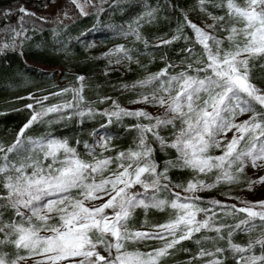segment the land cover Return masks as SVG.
Here are the masks:
<instances>
[{"label":"snow or ice","instance_id":"1","mask_svg":"<svg viewBox=\"0 0 264 264\" xmlns=\"http://www.w3.org/2000/svg\"><path fill=\"white\" fill-rule=\"evenodd\" d=\"M73 3L81 15H88L79 0ZM208 5L225 10V15L211 17L213 23L207 25L210 31L185 15L172 40L162 41L170 44L182 36L188 39L183 34L186 26L193 30L203 56L175 75L164 68L139 81L141 87L152 85L153 90L151 95H141L132 103L159 106L164 109L163 116L154 117L143 109H124L111 97L100 101L112 100V108L99 113L107 118V125L124 117L154 121L133 126L138 132L135 148L118 152L115 157L96 156V146L108 151L113 139L106 132V124L101 125L105 131H96V144L85 145L91 161L81 159L67 141L25 137L28 128L50 113L73 109L80 117L96 114L91 107H80L84 103L83 76L77 77L79 88L62 90L71 91L75 103L69 101L34 112L12 144L0 143V209L14 210L18 217L6 222L0 212V247L12 246L16 250L11 258L7 253L0 254V264H21L33 257H39L33 264H161L170 250L202 232L204 235L195 240L197 245L226 241L227 247L215 246L214 251L201 247L189 264L203 257H210L205 264H225V252L231 253L235 264H264V201H242L245 206L237 207L213 200L209 202L211 207H201L202 198L197 195L221 182H238L239 174L249 164L264 167V90L250 78V61L264 58V0H198L200 11L207 13ZM20 12L32 15L24 8ZM146 16L151 19L153 13L149 11ZM140 27L137 20L136 28L129 32L137 40L142 38ZM217 32L226 35L221 39ZM21 35L15 32L13 44L0 47H15V39ZM225 40L228 47H224ZM187 51L191 54L193 49ZM116 52L132 59L124 46ZM26 107L31 109L33 105ZM246 113L251 114L247 120L235 122ZM168 126L174 137L170 142L160 135V129ZM233 130L231 140L222 144L220 138ZM152 143L158 144L160 151L176 152L175 159L166 161L162 170H158ZM213 148L222 149V154L210 155ZM172 168L190 169L195 174L186 186H174L183 189L187 194L183 197L169 186L168 172ZM214 170L213 183L196 178ZM257 182L264 183V177L253 183ZM162 191L170 192L174 198H158ZM98 200L101 203L96 204ZM166 207L175 210L174 218L168 222L154 225L152 231L129 229L135 209ZM216 208L223 217L245 216L235 224H227ZM257 229V237L250 238L246 245L233 242L235 233ZM147 240L164 243L150 252L127 250L129 242ZM20 250H26L28 255H21Z\"/></svg>","mask_w":264,"mask_h":264},{"label":"trees","instance_id":"2","mask_svg":"<svg viewBox=\"0 0 264 264\" xmlns=\"http://www.w3.org/2000/svg\"><path fill=\"white\" fill-rule=\"evenodd\" d=\"M119 1L91 0L89 3L88 0H79L84 11L88 13L81 15L73 0H65L61 1L57 16L56 13L47 16L43 15V12L51 7L53 0H0L2 3L8 2L7 7L0 11V46L5 43L12 45L15 32L19 30L22 33L16 38L19 40L15 39V47H0V143L5 146L12 144L34 112L69 101L75 103L73 93L62 90L79 88L77 77L83 76L84 103L80 107H91L96 110V114L80 117L74 114L73 109H66L63 113H50L43 121L28 128L24 135L34 140L55 138L67 141L69 147L75 148L77 153L84 157L88 151L85 145H94L96 131H105L101 129V125H107V118L99 113L111 109L112 100L127 109L134 104L132 101L138 100L148 89V86L141 87L139 81L164 68H168L171 75L186 70L187 65L191 63L187 51L189 48L196 51L198 57L203 56L202 46L195 43L191 28H183V34L188 39L182 36L170 44H155L153 36L163 41L172 40L185 15L197 24L206 22L211 14L225 15L224 9L215 10L211 5L207 6V13H195L198 0H133L123 6H117ZM21 8L32 15L20 12ZM119 9H122L121 12ZM149 11L153 13L151 19L146 16ZM137 20L143 24L146 20L150 21L143 26V32L140 34L142 38L139 40L135 35L129 34ZM216 35L222 38L226 33L217 32ZM114 46L127 47L129 52L138 56L139 61L125 70L109 67L102 53ZM261 65H264V58L250 61V78L252 83L264 90V67ZM44 97L48 99L44 100ZM105 97H111L112 100H104L101 103ZM28 104H32L33 108H27ZM246 115L249 117L251 114ZM138 123L154 122L144 118L124 117L119 121L114 119L107 125L106 132L113 139L109 150L104 153L115 157L118 152L135 148L138 132L133 126ZM172 131L171 126L161 128L160 135L170 142L174 138ZM149 139L151 140L150 136ZM152 147L155 149L154 159L160 165L158 170L163 169L166 161L176 157L174 149L160 151L156 143H152ZM95 155L100 154L95 152ZM194 175L190 169L172 168L168 172L169 186L173 191H181L182 188L174 186H186ZM212 176L209 174L203 178L206 183H210L213 181ZM160 196L170 198L172 194L162 191ZM209 202L201 199V207H211ZM215 211L220 213L219 208ZM0 212H3L2 219L6 222L18 219L14 210L0 209ZM172 215L174 211L167 207L164 210L138 209L128 223L133 228H139L143 222L150 227L168 222ZM220 215L223 217L222 213ZM244 216L245 214L223 217V222L235 224ZM259 231L257 229L252 233L237 232L233 236V242L246 245L250 238L257 237ZM202 235L203 232L197 233L193 240L182 241L170 250V255L164 257L161 263L189 264L201 247L213 251L215 246L227 247L226 241H220L217 245L210 242L197 245L195 240ZM207 235L214 236L215 233ZM146 243L155 248L162 245L156 241ZM15 251L12 246L0 247V254L7 253L10 258L14 256ZM224 256L227 257L225 264H235L230 252H225ZM208 259L210 257L192 260V264H205Z\"/></svg>","mask_w":264,"mask_h":264},{"label":"rangeland","instance_id":"3","mask_svg":"<svg viewBox=\"0 0 264 264\" xmlns=\"http://www.w3.org/2000/svg\"><path fill=\"white\" fill-rule=\"evenodd\" d=\"M61 1H65V0H53V3L51 4V7L47 8L45 12H43V15H52L54 13H56V16L58 14V9L60 8V4L62 3ZM133 0H120L117 3V6H123L124 4L131 2ZM8 2H0V11L4 10L7 7ZM215 10L218 8H214ZM86 10V9H85ZM122 9H119V11L121 12ZM86 12V11H85ZM195 13H202V11H200L199 6L197 5L195 7ZM55 16V17H56ZM212 16H214L213 14L210 15V17L207 19L206 22L202 23V24H197L195 23L197 26H199L202 29H205L206 31H210L207 28L208 24H212L213 20H212ZM150 23L149 20H146L145 24ZM141 27L139 28V32L140 34L143 32V26L145 24L140 23ZM136 28V22L134 23V26L132 29ZM16 32H19V30H17ZM193 32V30H192ZM194 34V32H193ZM195 36V34H194ZM20 37V36H19ZM16 37V38H19ZM153 42L159 43L162 42L163 40H161L160 38H157L155 36ZM225 37V36H224ZM224 37H222L221 39H223ZM19 40V39H16ZM198 44V43H197ZM201 46V45H200ZM120 46H114L113 48L105 51L102 53L103 58H105V61L107 63V65L109 67L114 66L117 69L120 70H125L127 69L131 64L137 63L139 61L138 56L132 54L131 52H129L127 47H124L125 49L128 50V55H130L132 57L131 60L124 58V53H119L116 52V49L119 48ZM224 47H228V42L225 40V44ZM189 54V52H188ZM190 58H191V63L198 57L196 55V51H193L191 54H189ZM153 90V86L149 85L148 89L146 91V93H144L143 95H151ZM140 99V98H139ZM128 110H137V109H143L144 111H147L148 113H150L152 116H163L164 113V109L160 108L159 106L153 105V104H144V103H134L131 107L127 108ZM249 117L246 114H243L239 117L236 118L235 122L236 123H240L244 120H247ZM154 122V121H151ZM233 131H229L226 133V135H223L220 139H221V143L222 144H227V142L229 140H231L232 136H233ZM98 137H96L94 144H96ZM241 145H244V142H241ZM87 150V149H86ZM95 152H98L100 155L102 154L103 156H112L111 154H105L104 150L102 148H100L98 145L96 146ZM210 155L216 156V155H220L222 154V149L220 148H213L210 150L209 152ZM27 155V154H25ZM100 155H96V156H100ZM40 158L42 159V154H40ZM81 159L86 160V161H91L92 160V156L89 155V152L87 151L84 154V157H81ZM50 161H45V164L49 163ZM260 163V162H258ZM112 168H115V164H113L111 166ZM30 171V169H29ZM212 174V179L214 181L215 179V170L213 171V173H209ZM208 174V175H209ZM107 175V173H106ZM203 176H205L204 174H200L198 177V179H204ZM260 177H264V167H257V168H253L251 167V165L249 164L248 166L245 167V170L243 173H240L238 176V182L236 183H231V184H227V183H219L217 185H215L213 188H211L210 190H205L202 192L197 193V195H199L202 199H206L209 201H213V200H218L221 201L223 204L226 205H232L235 204L237 207H243L245 206L244 204H242V201H247L250 203H255V202H259V201H264V183H253L254 181H259ZM206 181V179H204ZM210 182V183H213ZM175 193H179L182 197L187 195L186 193L183 192V190L181 191H173ZM158 198L160 199H166V200H171L174 197L171 196L170 198H167L166 196H158ZM96 204L101 203V201H95ZM141 209L143 210V208H137L135 209V211L133 212L131 218H133L136 210ZM172 211H175L171 208H169ZM145 210V209H144ZM130 218V219H131ZM174 218V215H172L171 219ZM128 227L130 230L136 231H152L153 230V226H146L145 223H141L139 228H133L132 225L130 223H128ZM41 235H45L47 233L45 232H41ZM150 241H156V242H161L162 245L160 247L163 246L164 241L162 240H147V241H141L138 243H133V242H129L126 247L128 251H141V252H150L153 249H155V247H152V245H150V243H146V242H150ZM129 244H135L133 245H129ZM159 248V247H157ZM3 253V252H2ZM1 253V254H2ZM20 254L27 256L28 253L26 250H20ZM106 254V253H104ZM15 255V254H14ZM35 259H39V257H33L32 259H28L25 262H21V264H33V260ZM163 260V259H162ZM163 264V263H161Z\"/></svg>","mask_w":264,"mask_h":264}]
</instances>
